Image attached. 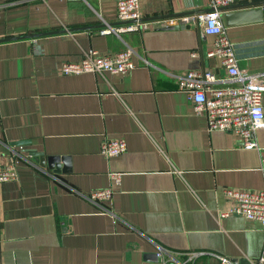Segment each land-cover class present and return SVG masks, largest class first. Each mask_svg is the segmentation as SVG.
<instances>
[{"label":"crops","instance_id":"0c3cea01","mask_svg":"<svg viewBox=\"0 0 264 264\" xmlns=\"http://www.w3.org/2000/svg\"><path fill=\"white\" fill-rule=\"evenodd\" d=\"M242 1L223 8L224 27L240 67L264 75V3ZM209 8L210 0H141L150 25L118 34L102 31L125 23L116 0H0V38L41 33L0 41V159L18 170L0 182V264H222L218 255L264 264L262 222L220 216L232 205L226 187L264 188V127L259 146L245 148L233 131L209 129L180 88L189 69L227 77L208 54L215 35L180 18ZM129 45L136 66L125 74L61 70L89 48ZM117 137L127 149L103 154L102 142ZM33 151L66 155L61 172ZM111 171L123 173L120 185ZM107 186L111 199L89 198ZM159 247L175 260L164 263ZM194 250L205 252L188 261Z\"/></svg>","mask_w":264,"mask_h":264},{"label":"built area","instance_id":"2783aa9c","mask_svg":"<svg viewBox=\"0 0 264 264\" xmlns=\"http://www.w3.org/2000/svg\"><path fill=\"white\" fill-rule=\"evenodd\" d=\"M234 0H210V8L196 15H184L180 17L185 24L199 23L202 33L207 36L215 35L214 46L208 54L221 58L222 64L227 68V77H219L213 70L189 69L179 74L180 88L186 91L193 101L196 113H203L207 117L208 128L211 130H230L242 139L245 148L258 147L255 135L257 129L264 127V75L252 73L242 69L238 63L236 43L230 39L222 20L223 8ZM118 18L125 23L103 28V32L115 31L120 34L126 30L146 28L150 21L141 20V0H116ZM176 17H169L165 24H174ZM41 48L36 47L37 52ZM135 49L126 46L113 53H101L96 48L85 50L80 59L66 60L61 65L65 73H80L85 71H109L111 73L125 74L136 66L134 60ZM196 55L197 51L194 50ZM127 149V141L124 137L105 139L100 151L107 156L119 155ZM174 172L182 174V170L174 167ZM110 176L116 185H120L123 173L111 171ZM18 177V170L14 159H0V182ZM192 191L196 190L191 186ZM115 187H97L92 189L88 196L93 201H106L113 197ZM226 196L232 201V205L220 211L221 217L231 214H240L248 219L260 220L264 225V188H225ZM205 251H188L185 258L194 260ZM157 256L167 263L175 256L170 249L159 247ZM222 264L233 263L232 259L225 255H218ZM264 261V257H261ZM179 264L185 262L178 261Z\"/></svg>","mask_w":264,"mask_h":264},{"label":"water","instance_id":"95a60500","mask_svg":"<svg viewBox=\"0 0 264 264\" xmlns=\"http://www.w3.org/2000/svg\"><path fill=\"white\" fill-rule=\"evenodd\" d=\"M259 3H264V0H244L241 3H237L236 6L255 5V4H259ZM228 6H230V5H228ZM72 29L73 28H71V30ZM48 32H51V31H46L45 33H48ZM38 34H41V33H31V34H25V35L7 36V37L0 38V41L12 40V39H19V38H24V37H29V36H35V35H38ZM11 143L12 144H24V143H26V141L25 140H17V141H13ZM22 150L23 151H26V150L27 151H30L29 148H24ZM33 152H34L33 154L36 153V154H38L40 156L39 157V162H40V164L42 166L46 165V160H47L49 167L54 168L55 171H57V172H61V169H59V162H60V160L66 162V159H67V156L66 155L54 154V155H49L47 157L42 151H33Z\"/></svg>","mask_w":264,"mask_h":264}]
</instances>
